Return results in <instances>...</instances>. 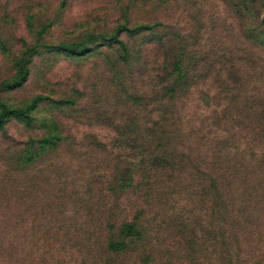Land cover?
Here are the masks:
<instances>
[{
	"label": "rangeland",
	"instance_id": "obj_1",
	"mask_svg": "<svg viewBox=\"0 0 264 264\" xmlns=\"http://www.w3.org/2000/svg\"><path fill=\"white\" fill-rule=\"evenodd\" d=\"M0 117V264H264V0H0Z\"/></svg>",
	"mask_w": 264,
	"mask_h": 264
},
{
	"label": "trees",
	"instance_id": "obj_2",
	"mask_svg": "<svg viewBox=\"0 0 264 264\" xmlns=\"http://www.w3.org/2000/svg\"><path fill=\"white\" fill-rule=\"evenodd\" d=\"M8 113L9 114H13V115H15V116H19V115H21L22 113H23V111L22 110H20V109H10L9 111H8ZM3 126H4V120H3V118L2 117H0V129L1 128H3ZM134 229H135V227L133 226V225H131V226H129L128 228H127V234H134ZM128 236H130V235H127V237ZM125 241H126V237H125V239H124ZM126 243V242H125ZM125 243H123V244H125ZM120 245H122V244H113V243H111V247L113 248V249H115V250H124L126 247H117V246H120Z\"/></svg>",
	"mask_w": 264,
	"mask_h": 264
}]
</instances>
